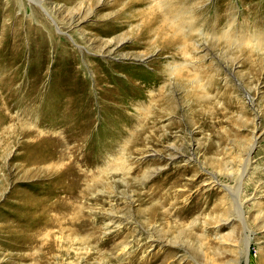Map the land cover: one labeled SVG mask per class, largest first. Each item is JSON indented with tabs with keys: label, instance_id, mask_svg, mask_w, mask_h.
Segmentation results:
<instances>
[{
	"label": "rangeland",
	"instance_id": "obj_1",
	"mask_svg": "<svg viewBox=\"0 0 264 264\" xmlns=\"http://www.w3.org/2000/svg\"><path fill=\"white\" fill-rule=\"evenodd\" d=\"M256 42L264 0H0V264H264Z\"/></svg>",
	"mask_w": 264,
	"mask_h": 264
},
{
	"label": "bare ground",
	"instance_id": "obj_2",
	"mask_svg": "<svg viewBox=\"0 0 264 264\" xmlns=\"http://www.w3.org/2000/svg\"><path fill=\"white\" fill-rule=\"evenodd\" d=\"M174 11H175V9L174 8H168V12H169V16L171 15V17L173 18V24H174V26L176 27V28H179V27H177V23L175 22V18H174ZM166 14V13H165ZM173 14V15H172ZM164 17V15L162 16V18ZM170 17V18H171ZM177 17V16H176ZM179 17V16H178ZM171 18V19H172ZM164 19V18H163ZM177 19V18H176ZM164 20H166V19H164ZM164 23H165V21H164ZM172 27V26H171ZM174 27V28H175ZM165 28V27H164ZM162 31V30H161ZM175 31V30H174ZM177 32V31H176ZM179 33V32H178ZM177 34V33H176ZM170 41H171V44L172 45H174L175 44V42H176V38H175V35L174 36H171L170 37V39H169ZM257 44H258V46L260 45V46H264V42H261V43H258V42H256ZM254 45H256V44H254ZM177 48H179V46H177ZM173 65V64H172ZM169 66V71H170V73L169 74H177V73H179L180 72V65H173V66ZM38 91L37 90H34V92L33 91H31V92H29L27 95H26V97L24 98L25 99V104L27 105V106H29V108H27L26 110H25V114L27 115V116H29V117H33L34 115H35V109L36 108H41L42 106L40 105V103H39V97H38ZM13 99H9L8 101L9 102H11ZM14 101H16V100H13L12 102H14ZM18 102L20 101V100H17ZM4 104H6V100H4ZM10 104V103H9ZM10 106V105H9ZM43 107H47V105H44ZM3 109L6 111H9V108L8 107H6V105L5 106H3ZM7 113V112H6ZM6 113H4V114H2L1 112H0V128L2 127V125L4 124V122H7V119H8V115L6 114ZM38 122H40V123H42L41 122V120H39ZM4 126V125H3ZM1 130V129H0ZM27 135H30V134H27ZM98 143V142H97ZM96 143V144H97ZM92 156H93V158L94 159H98V157L100 156V154H99V150L97 149L93 154H92ZM16 227H18L17 225H16ZM246 244H247V242H246Z\"/></svg>",
	"mask_w": 264,
	"mask_h": 264
}]
</instances>
